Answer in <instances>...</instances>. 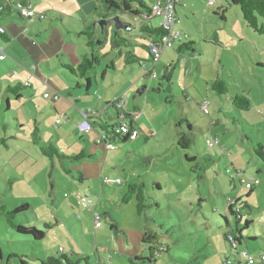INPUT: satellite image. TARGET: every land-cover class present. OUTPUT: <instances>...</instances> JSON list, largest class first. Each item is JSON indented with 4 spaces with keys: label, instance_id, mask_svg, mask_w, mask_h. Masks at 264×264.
I'll list each match as a JSON object with an SVG mask.
<instances>
[{
    "label": "rangeland",
    "instance_id": "374dc122",
    "mask_svg": "<svg viewBox=\"0 0 264 264\" xmlns=\"http://www.w3.org/2000/svg\"><path fill=\"white\" fill-rule=\"evenodd\" d=\"M181 1L178 14L184 24L187 21L200 27L206 25L209 33L214 32L224 40L225 54L237 67L232 74L233 78L229 79L230 95L235 94L234 91L239 87H244L241 80L243 78L240 77L244 75L248 83L247 88L253 92L252 99L255 100L248 110L242 111L245 117L239 120L241 116L238 111L226 100L221 101L218 95L212 93L211 86L209 89L197 76L188 77L187 82H184L187 65L183 61L179 64L177 60L173 62L176 71L174 69V72H168L171 76L170 83L163 79V62L156 71L158 77L154 79L145 78L143 74L146 70L137 62L128 64L130 70L127 73L132 84L128 95L131 99L130 112H134V104L139 102L140 110L134 119L141 126L139 132L142 136L126 144L121 141L117 143L116 150L110 151L106 167L118 171V178L124 184L132 169L139 171L140 180L145 181L148 188L144 192L147 205L145 214L141 218L138 217L136 201L133 200L124 206V212L118 211L122 220L120 223L123 229L131 231L137 229L136 224L140 228L147 226L159 238L157 243L168 249V252L160 254L154 262L148 264H224V261L236 259L231 255L223 234L228 231L225 228V218L231 222L233 228L237 224V218L228 211V204L238 197L250 207L241 211L244 215L239 226L242 228L247 220L252 221L245 230V234L252 238L246 240L247 245L243 244L240 251L248 246L251 253L259 258L260 254L264 253V162L253 150L257 143L264 146V115H261V112H264V104H257L264 98V34L259 35L251 30L242 18L241 9L229 6L228 0H217L220 5L228 8V23L220 20L219 16L217 19L213 17L214 11L208 7L206 0ZM115 16L126 21L128 15L118 11ZM159 22L160 19H155L156 25ZM259 25L264 28V19L260 17ZM110 28L115 31L113 25L108 26L109 35L102 34L101 31V38L96 41L98 47L95 48H98L101 64L93 69L92 75L97 73L101 83L104 70L110 66L112 60L114 61L117 70L109 71L112 80L110 86H104L110 89L108 96L113 99L117 81H122L121 72H126L127 64L109 43L112 36ZM175 28L178 29L176 26ZM231 31L238 38L234 37ZM126 35L130 41L136 43L139 30L136 28ZM106 36L108 40L105 41ZM145 44L148 45L147 42ZM136 53L147 60L148 53L143 49L137 48ZM147 64L154 68L151 60ZM193 65L192 69H197V64ZM132 74H135V77H132ZM93 81V97L100 98L103 83L96 85L95 77ZM144 88L146 89L143 91ZM26 100L20 103L13 97L15 109L7 113L6 101H3V107L0 106V137L7 138V144L10 146L8 149V146L0 145V209L6 207L12 210L27 204L29 209L20 213L15 222L35 227L45 234L41 241L32 236L18 234L0 210V264H22V260L27 264H41L42 259L59 256L60 248L70 257L73 253L80 258H89V264H99L97 255H100L106 264H131L126 256L122 257L117 245V236H121L111 230L110 224L104 222L103 217V229L102 232L97 231L96 239L91 224L93 219L87 216L86 210L77 202V196L82 193L79 190L88 185L80 184V173L71 169L76 162L58 158L52 161L45 159L41 154L40 146L49 143L48 136L55 135V141H59L56 139V130H59L60 134L63 133L61 127L52 128L50 121H47L45 133L42 135L43 143L40 146L32 144V133L37 124L33 112L42 113L44 107L36 110L34 105L28 103L29 99ZM204 101L208 113L200 106ZM22 108L27 112L26 118ZM14 112L23 116L21 124L14 120ZM115 115V109H111L108 115L103 116L107 123L112 125ZM183 119L189 122L193 131L190 132L185 123L182 126L178 124ZM216 120L218 124L215 126L213 123ZM5 122L8 123L6 126L9 129L4 132ZM18 126H22L21 131L17 129ZM182 133L190 134L193 138L191 148L182 149ZM13 136L17 140H14ZM209 138H218L219 145L215 149H210L207 144ZM75 139L81 141V145L85 144L86 138L74 133L73 136L59 141L63 155L68 154V151L74 154L82 151L75 145ZM223 146L226 153L222 151ZM98 149L99 147H93L96 152ZM116 154H119L120 158L114 160ZM10 157H13V162L20 164L19 171L10 160L9 164L5 165ZM123 169L125 173L121 172ZM259 169L262 171L257 175ZM12 170L17 172L13 174ZM67 170L71 172L68 173ZM253 177L259 179L260 186L256 185L249 195L250 189L246 188L243 180L249 181ZM153 182L158 183L161 189L152 190ZM112 186L110 188L115 191L120 189L116 183ZM92 188L96 193L100 190L97 185ZM95 200L98 203L97 197ZM78 217H82L81 222ZM148 252L147 249V252H140L139 255L147 259L150 257ZM134 263L142 264L141 261ZM81 264H86L85 260L81 261Z\"/></svg>",
    "mask_w": 264,
    "mask_h": 264
},
{
    "label": "crops",
    "instance_id": "0c3cea01",
    "mask_svg": "<svg viewBox=\"0 0 264 264\" xmlns=\"http://www.w3.org/2000/svg\"><path fill=\"white\" fill-rule=\"evenodd\" d=\"M23 1H26L25 3L29 5L33 11L44 14L45 19L28 20L21 17L14 6L15 3ZM137 1L142 2L147 7H151L152 3H155L158 0ZM137 1L134 0V2L130 3L132 11L138 9L139 4ZM206 1L208 7H211L214 11L213 17L217 19V16H219L220 20L228 23V8L222 4L220 5L217 0H215L216 3L212 6L209 5V0ZM177 2L178 3L176 5L175 12L178 22L176 27L178 30L188 35L189 38L187 41H180L176 43L174 49H167L164 52L163 56L160 58V61L155 66V73L162 62L164 70L166 71V68H170L168 72L171 71L172 73L175 69V63L173 62L177 60V64H179L180 61H183L185 65H187V72L184 76L186 78V81H184L185 83L190 77L197 76L198 80L205 82L206 86L210 89L211 82L214 83L218 80L225 81L227 82L229 89H227V93L224 96H219L215 92L212 93L218 95V98L221 101L224 102V100H226V102L230 103L231 107L233 108V98L236 96V94H242V96H246L249 99L251 103L250 106H252V101L255 99H252L253 92L247 88L248 83L246 82L244 75H240V77L243 78L241 80L244 87H239V89L234 91L235 94L233 93L230 95L231 86L229 85V79L233 78L232 76L234 75L232 74L235 73L237 67L233 63V60L230 58L228 59V56L225 54L226 48L224 40L218 34H214V32L209 33L206 25L200 27L196 23L193 25L187 21L184 24V21L180 20L178 14V6H181L182 1L177 0ZM8 4L10 6L7 7ZM1 7H3L4 13L0 10V28L4 30V34H0V56L4 55L5 59L1 60L0 58V106L3 107V101H6L7 113L8 111L15 109L13 105V97L17 102L20 101V103L27 101L26 99L28 98V103L34 105V109L39 110L42 106L44 107V112L42 113H37V111L33 112V118L37 123L36 127H39L40 129L41 137L43 133H45L44 128H46L47 121H50L52 128L56 127V129H59L61 127L60 130L63 131V133L60 134L59 130H56V139L59 141H61L63 138L73 136V133L74 135H79L81 138H86L85 144L83 145H81V141L76 139L74 141L75 145L82 149L81 152L89 154L91 158L84 157L78 161L70 160L72 162H76L71 169L80 173V184L88 185L86 188L79 190L82 193H79L77 199L86 194L93 200H95V197H97L98 203H96L93 211L100 213L105 219L104 222H108L110 226H115V228H111V230H114L118 233V235L121 236H117V245H119L120 253L123 255L122 257L126 256L127 259L129 257L142 258L143 256L139 255L140 252H147V249L150 252V247L148 248L146 243H143V237H145L146 231H149L153 235L156 234L149 230L147 226L140 228L138 224H136L137 229L134 231L123 229L120 223L122 220L118 214V211L121 210L124 212V206L129 205L133 200H135L132 198L128 203L123 202V199L128 191L126 188L130 184L144 183L146 185L145 191L147 190L148 185L145 183V181L140 180L139 171H134V169L129 172V178L124 184V182L118 178L120 176L119 172L114 171L111 168H107L106 164L110 159V151L116 150L117 143L121 141L123 144H126L132 140L128 136L120 135L116 132V130H118L119 124L126 123L131 125L130 127L134 128V130L138 132L140 131L141 126L138 125L134 119V116H136L137 112L140 110L139 102L134 104V112H130L131 99L128 95L129 92H131L132 84L131 77L127 73L130 70V67L127 63V56H133V60H136V57L138 59H142V62H145L144 66L142 67H144L145 70L150 68L147 62L151 60V55L146 49H144V46H147L145 42H147L148 45L150 44L152 37L144 36L140 29L143 23H148L149 26L157 29L161 25V19L159 24L156 25L155 19L159 18H155L150 13L142 11L143 17H137V24L133 26V30L131 31L133 32L136 28H138V42L140 43H133L130 41L131 39H129L126 34L131 32H127L126 30H123V32L120 30V35L123 38H126L131 44L134 45V47L126 48L122 45L120 48H115L110 42L111 37L109 38V43L111 44L112 49L117 50L119 56L123 57L127 64L126 72H121L122 81H117V89H115L114 98L111 99V97L108 96L110 89H107L104 86H110L112 78L109 75V71L115 72L117 70L113 60L110 62V66L104 70L101 82L103 84L98 81L97 73L95 76L92 75L94 72L93 69L89 70L85 77H81L77 71V68L80 67L84 58L89 59L93 56L99 57L98 48L89 47L87 42L89 40H93L96 43V41L101 38V28L96 25L98 21L105 18V7L102 5L101 0H0V8ZM127 15V22H133L135 20L133 16L129 14ZM237 17L239 16L237 15ZM110 25L113 24L106 25L104 28L108 29V26ZM110 30H112L111 32L113 33V29L110 28ZM231 33L234 37L238 38L235 33L232 31ZM104 34H106V32ZM107 34L109 35V31ZM89 36H91V38ZM106 40H108V36L105 41ZM189 42H194V51L183 50L182 46L188 44ZM96 46L98 47L97 43ZM137 48H141L148 53L147 60L140 57L136 53ZM100 64L101 59L99 65ZM192 64H194L193 66L197 64V69H192ZM260 66L263 67V65ZM32 68L34 69L31 70ZM70 69L75 70V72H72ZM239 72L241 71L239 70ZM164 74L165 73H163V75ZM241 74H243V71ZM156 76L158 77L157 73ZM94 77L96 78V85L99 86L101 84V89L103 90L100 98L95 97V99L93 97V95H95L93 94ZM132 77H135V74H132ZM167 77L168 82L170 83L171 76H168L167 74ZM26 81H30V86H24V82ZM13 90L17 91V94H15ZM44 94H48L49 98L45 99ZM254 97H256V95ZM206 100L207 99H205V101ZM120 101H122V107L117 108L114 106L115 102L117 103ZM205 101L203 103H206ZM203 103H201V105ZM257 104H264V98L257 102ZM219 107L221 108L222 106ZM111 109H115L116 111L112 125L107 123V120L103 116L108 115ZM235 110L238 111L241 116L239 120H243L245 115L242 114V110ZM18 112H14L13 117L17 124H21V119L23 116L25 118L27 117V112L25 111V108H22L23 116H20ZM87 113H92V116L89 117V120L93 126V129L89 134L82 135L78 133L77 129L83 119V114ZM261 113V115H264V112ZM58 119L61 120L60 124L57 123ZM7 124V122L4 123V132L9 129L6 126ZM217 124L218 123L216 120L213 125L216 126ZM17 129L21 131L22 126H18ZM104 134L112 137L114 135V141L108 142L107 144H98V139ZM141 136L142 135L140 134V137ZM13 138L14 140H17L15 139L16 137L13 136ZM48 138L49 143L46 145L56 146L60 151L61 148H59L58 145L59 141H55V135L51 134V136H48ZM7 142V138L0 137V145L4 144L8 146L9 149L10 146L7 144ZM93 143L95 147H99L97 152L93 150ZM113 144H115V148L111 149ZM28 148L32 150L31 146ZM224 149L226 148L223 146L222 151H225L226 153V150ZM67 153L68 154L65 155H69L70 157L80 154L75 153V155L74 152L71 151H68ZM61 154L63 153L61 152ZM117 158H120L119 154H116L113 159L116 160ZM9 160L11 161V164H13V166H15L19 171L20 164L13 162V157L7 159V163L5 162V165L9 164ZM3 169L4 172H6V168L4 167ZM261 171L262 170L259 169V173H257V175L260 174ZM15 172L17 171L12 170L13 174H15ZM121 172L125 173V170L123 169ZM106 179L110 182L106 183ZM117 180H119L121 183L118 184L116 182ZM243 181L246 180L244 179ZM114 183L119 185L120 191H115L113 188H110L113 187L112 185ZM93 185L100 187V190H98L97 193L92 188ZM258 186H260V184ZM160 189L161 186L158 183L153 182L152 190L157 191ZM117 191H119V193ZM99 205L101 210L98 211ZM85 210L87 216L94 220V216L92 215L93 211H88L87 209ZM143 215H138V217L141 218ZM54 218H56V215ZM78 218L81 222L82 217ZM93 220L91 224L94 227L96 234L95 237L97 239V231L102 232L101 230L103 228L102 225L99 228H95ZM55 223L56 225H59L58 222ZM242 249H248L250 251L249 248ZM59 251L65 252L63 248H60L58 252ZM230 253L236 258L235 261L232 262H236L237 264H245L239 253H232L231 251ZM73 255L78 257L77 254L72 253V258ZM97 256L99 259V264H106L100 258V255ZM86 259L89 260V258ZM223 263L225 264L230 262L224 261ZM257 264H260V262ZM261 264H264V262H261Z\"/></svg>",
    "mask_w": 264,
    "mask_h": 264
},
{
    "label": "trees",
    "instance_id": "16d2710c",
    "mask_svg": "<svg viewBox=\"0 0 264 264\" xmlns=\"http://www.w3.org/2000/svg\"><path fill=\"white\" fill-rule=\"evenodd\" d=\"M23 2H26V1H23ZM131 2H134V0H101L102 5L105 7L104 17L109 19V18L115 16L118 11H123L124 13H127V14L133 16V18H135V20L133 19L134 21L129 22L130 25H128V26H131L132 30H133V26L137 24L136 23L137 17L138 16L140 18L143 17L142 11H145V12H148L151 14V11H150L151 8L147 7L142 2L137 1V3L139 4V7H138V9L132 11V8L130 5ZM228 2L230 3V6H236V7H239L241 9L243 19L245 20L246 25L249 28H251V30H253L255 33H259V35L264 34V31H263L264 28L260 27V25H259V17L264 19V1L263 0H228ZM8 6H10V5L8 4L7 7ZM5 7H6V5H5ZM1 12L4 13L3 9L1 10ZM134 22H135V24H134ZM104 30L107 34L108 29L104 28ZM131 31H127V32H131ZM140 31L144 36H151L152 37V40H150V44L147 46H144V49H146L149 52V54L152 56L151 45L158 46L160 44V41L162 40V37L164 35V31L161 27L154 29L151 26H149L148 23H143L141 25ZM89 37L91 38V36H89ZM106 38H107V36H106ZM119 41H120V44H119ZM110 42L113 45V47H115V48H120L122 45L125 46L126 48L134 47L133 44H131L126 38H123L120 35V31L118 33H115V31H113ZM87 44L89 47H92V48L96 47V43L93 40H89L87 42ZM182 48H183V50L194 51L195 50L194 42H189L188 44L182 46ZM127 58H128V62H127L128 64L137 62L138 65L144 66L145 62H142L143 61L142 59H138L136 57V60H133V56H131V55L127 56ZM100 59L101 58H99L97 56H93L89 59L84 58L80 67L77 68L79 75L81 77H85V75L88 73L89 70L94 69L97 65H99ZM70 70L72 72H75V70H73V69H70ZM169 70H170V68H166V71L164 72L165 74L163 75V79H166L167 81H168V77H167L168 73L167 72ZM168 76H169V74H168ZM210 86H211L212 92L217 93L219 96H224L227 93V89H229L227 82L222 81V80H218L214 83L211 82ZM14 90H13V92H15V94H17V91H14ZM250 104L251 103H250L249 99L246 96H242V94H236V96L233 98V106L235 109L245 111V110L249 109ZM183 123L186 124L187 129L190 132L193 131L192 126L189 124V122L186 119H183L178 124L180 126H182ZM129 126H131V125H129ZM130 128L134 129L132 127H130ZM32 135H33V138H32L33 143L32 144L36 145V146L37 145L40 146L41 143H43V141H42L43 139L40 135L39 127H35L33 129ZM180 137H181L180 145L182 146V149L185 150V149L191 148V146L193 144V140H192L193 138L190 136V134L187 135L186 133H182L180 135ZM109 138L110 139H108V142L114 141V135H113V137H109ZM253 151H254L255 155L260 160H262L264 162V146L260 143H257V146H254ZM40 152L43 155V157H45L46 159L52 160V161H54L55 158H58L59 160L70 159L73 161L81 160L84 157L91 158V156H89V154H87L85 152H81L80 154H78L76 156H71V157L69 156L68 157L66 155L61 154V152L57 149V147L53 146V145H45V146H44V144L41 145L40 146ZM67 172L70 173V171H68V170H67ZM259 184H260V182H259ZM145 187H146V185L144 183H141V184H133L132 183V184H130L128 186V191H127V193L123 199L124 203H128L132 198L135 199L137 202V207H136L137 213L140 216L145 213V209L147 207L146 197L144 195V192H146ZM254 187L255 186L250 188V194L249 195H251V193L254 191ZM158 189H159V187H158ZM249 195H247V196H249ZM247 208L250 209L247 202H245V201L243 202L239 198H234L228 204V211L233 216H235L237 218V224L234 226V228L232 227L231 222L227 218H225L226 223H227V225H225V228L228 229V231L223 234V237L225 239L224 241L229 245L230 251L232 253L237 252V253H239V255H241V252L245 251V250L248 251L249 253H251L248 249H242L240 251V247L243 244L247 245V243H245L246 240L252 238V237L250 238V235L245 234V230L248 229L249 226L252 224L251 220H247L245 222V225H243L242 228L239 226L240 222H242V220H243V215H244L241 211H244ZM28 209H29V206L27 204H22L21 206L15 207L12 210L11 209L8 210V209H6V207H2L0 210L3 212L2 214L4 216H6L5 218H6L7 222L11 225V227L13 229H15L18 232V234H24L25 236H32L34 239L41 241L44 239L45 233L37 230L35 227H28L26 225L17 224L15 222V218L20 213L24 212L25 210L27 211ZM111 228L114 229L115 226H111ZM157 241H159V238L156 235H153L149 231H146L145 237H143V243H146V245H148L150 247V252H149L150 257L147 259L137 257V258H135V260H132V258L129 257L128 258L129 262H131V264H135L134 263L135 261H141L142 264L152 263L156 260L157 256L165 253L166 251L168 252V249H166L164 245L158 244ZM244 248H248V246H246ZM59 253H60L59 256L53 255V256L47 257L46 259H42L41 264H81V261H84V260H85L86 264H89L88 259L79 258L76 256H73V258H72V257L66 255L65 252H63V251H59ZM262 255H264V253L261 254L260 256H262ZM230 262H232V261H230ZM22 264H27V262H25V260H22Z\"/></svg>",
    "mask_w": 264,
    "mask_h": 264
},
{
    "label": "built area",
    "instance_id": "2783aa9c",
    "mask_svg": "<svg viewBox=\"0 0 264 264\" xmlns=\"http://www.w3.org/2000/svg\"><path fill=\"white\" fill-rule=\"evenodd\" d=\"M264 1V0H263ZM177 0H162V1H156L155 3L153 2L151 5V15L154 16L155 18H159L161 19V25L159 27H161L164 31V35L162 37V40L160 41V44L158 46L155 45H151V60L152 63L154 64V68L150 67L148 69H146L145 73H144V77H148V78H157L155 71V66L158 64V62L160 61L161 56H163L164 52L168 49H174V46L176 43L180 42V41H187L188 40V35L184 34V32L178 30L175 28L178 19L176 16V5H177ZM216 3L215 0H209V5H214ZM15 9L17 10L18 14L28 20H42L45 19V15L44 14H40L37 13L35 11H33V9H31L29 7V5H27L25 2H17L15 3ZM3 7L0 8V10H2ZM127 31H131L132 27L128 26ZM0 34H4V30L2 28H0ZM1 60L5 59V56L2 55L0 56ZM34 68H32L31 70H33ZM30 81H26L24 82V86H30ZM44 98L47 99L49 98L48 94H44ZM114 106H116L117 108L122 107V101L120 102H115ZM202 110L205 113H208V109L206 107V104L203 103L202 104ZM92 116V113H87V114H83V119L81 121V123L78 126V133L82 134V135H87L91 132V130L93 129L92 124L90 123L89 117ZM57 123H61V120L58 119ZM116 132L120 135H125L128 136L130 139H137L140 137V134L138 131L131 129L130 126L126 123H122L119 124L118 126V130H116ZM109 137L112 136H108V135H102L97 143L98 144H107L108 143V139H110ZM207 144L209 145L210 149H214L216 148V146L219 145V140L218 138H213L210 140V138L207 140ZM115 146H111V149H114ZM106 183H109V180H105ZM118 184H120L121 182L119 180L116 181ZM243 184L246 186V188L250 189L253 186L259 185V181L258 179L253 178L252 180H250L249 182L243 181ZM78 205L83 208V209H87L88 211H93V208L96 205V201L93 200L92 198H90L87 194L84 196H81L78 198ZM93 216H94V226L95 228H99L102 225V216L100 215V213L93 211ZM240 257L244 260L245 264H257L258 262H264V255L258 257H255L254 255H252L251 253H249L248 251H242ZM227 264V263H225Z\"/></svg>",
    "mask_w": 264,
    "mask_h": 264
},
{
    "label": "water",
    "instance_id": "95a60500",
    "mask_svg": "<svg viewBox=\"0 0 264 264\" xmlns=\"http://www.w3.org/2000/svg\"><path fill=\"white\" fill-rule=\"evenodd\" d=\"M109 24H113L115 26V33H118L120 30H126L128 25H130L129 22L123 21V19H121L119 16L111 17L109 19L104 18L98 21L96 25L101 28V31L104 34L105 33L104 27ZM144 90L145 88L143 89V91ZM143 91H141L140 94H142Z\"/></svg>",
    "mask_w": 264,
    "mask_h": 264
}]
</instances>
